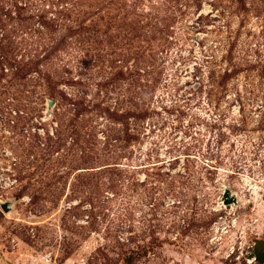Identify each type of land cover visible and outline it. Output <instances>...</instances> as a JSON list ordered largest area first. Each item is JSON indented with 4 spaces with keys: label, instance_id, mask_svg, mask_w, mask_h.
<instances>
[{
    "label": "rangeland",
    "instance_id": "374dc122",
    "mask_svg": "<svg viewBox=\"0 0 264 264\" xmlns=\"http://www.w3.org/2000/svg\"><path fill=\"white\" fill-rule=\"evenodd\" d=\"M263 236L264 0H0V264H259Z\"/></svg>",
    "mask_w": 264,
    "mask_h": 264
},
{
    "label": "flooded vegetation",
    "instance_id": "af4514ba",
    "mask_svg": "<svg viewBox=\"0 0 264 264\" xmlns=\"http://www.w3.org/2000/svg\"><path fill=\"white\" fill-rule=\"evenodd\" d=\"M253 250L256 253L254 260L259 264H264V236L254 243Z\"/></svg>",
    "mask_w": 264,
    "mask_h": 264
},
{
    "label": "water",
    "instance_id": "95a60500",
    "mask_svg": "<svg viewBox=\"0 0 264 264\" xmlns=\"http://www.w3.org/2000/svg\"><path fill=\"white\" fill-rule=\"evenodd\" d=\"M51 104H52V102L49 101V105H48V109L49 110L51 108ZM223 198H224V203H226V204L235 201V197H232V196L229 195V190L228 189H226L225 192L223 193ZM1 206H2L3 210H5V211L8 210V206L5 203H3Z\"/></svg>",
    "mask_w": 264,
    "mask_h": 264
},
{
    "label": "built area",
    "instance_id": "2783aa9c",
    "mask_svg": "<svg viewBox=\"0 0 264 264\" xmlns=\"http://www.w3.org/2000/svg\"><path fill=\"white\" fill-rule=\"evenodd\" d=\"M193 66L194 65H192V64L189 66L191 71H194ZM246 253H247V257H248L247 262H252L255 259V255L251 256V251H249V250Z\"/></svg>",
    "mask_w": 264,
    "mask_h": 264
}]
</instances>
